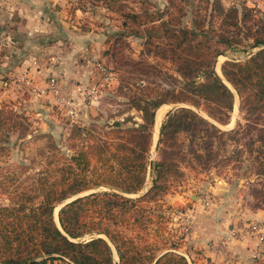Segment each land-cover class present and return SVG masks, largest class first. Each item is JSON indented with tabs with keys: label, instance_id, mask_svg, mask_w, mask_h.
<instances>
[{
	"label": "trees",
	"instance_id": "obj_1",
	"mask_svg": "<svg viewBox=\"0 0 264 264\" xmlns=\"http://www.w3.org/2000/svg\"><path fill=\"white\" fill-rule=\"evenodd\" d=\"M208 1L223 20L216 43L201 39L211 32L201 21L175 29L173 20L162 22L182 52L176 58L178 91L135 93L131 103L142 121L132 125L126 119L73 125L70 155L49 136L47 167L37 175L33 196L18 192L10 204L0 205V264H190L164 234L158 198L185 175L184 168L196 176L234 171L240 180L251 179L253 195L264 198V18L256 27L244 2L227 8L221 0ZM251 35L260 49L244 62L227 60L221 76L215 68L224 53L219 45L243 44ZM237 99L242 119L227 129ZM170 103L183 105L167 113L159 159L150 163L157 111ZM150 166L152 187L133 197L145 188ZM101 187L109 190L88 193ZM149 224L155 245H162L158 250L145 244Z\"/></svg>",
	"mask_w": 264,
	"mask_h": 264
},
{
	"label": "rangeland",
	"instance_id": "obj_2",
	"mask_svg": "<svg viewBox=\"0 0 264 264\" xmlns=\"http://www.w3.org/2000/svg\"><path fill=\"white\" fill-rule=\"evenodd\" d=\"M221 1L227 8L244 2L252 10L256 27L264 18V0ZM72 3L67 9L69 18L68 24H63L64 32L61 29L56 34L59 39L47 40L42 57L26 58L30 45L13 40L9 30L0 31L6 40L0 51V108H4L0 118L5 119L0 120V205L10 204L18 192L33 196L37 175L47 167L49 136L70 155L67 137L73 125L103 126L105 122L125 119L126 125H132L133 120L141 122V113L131 103L135 93L143 94L147 88L175 92L180 89L182 78L176 58L182 52L176 49L175 39L165 33L164 20H173L174 29L191 28L201 21L211 31L201 39L213 43L223 22L222 15L212 9L208 0ZM181 6L184 11H180ZM253 36L245 38L243 44L219 45L224 53L217 57L215 68L221 76L227 60L244 62L260 49L252 45ZM59 40L72 46L70 55ZM99 64L108 67L112 79L102 75ZM52 79L58 85V93L51 86ZM182 105L170 103L161 107L165 112L159 129L156 116L150 163L159 159L155 144L167 113ZM239 119L242 114L237 99L226 128H233ZM183 170L185 175L158 197L166 216L164 234L177 243L176 251L190 264H264V203L258 205L264 198L253 195L252 180H240L234 171L211 170L196 176L187 168ZM153 177L150 166L145 188L133 197L148 192ZM105 190L109 188L88 193ZM39 200L33 198L32 202ZM144 234L148 237L145 244L155 250L162 247L154 243L153 224Z\"/></svg>",
	"mask_w": 264,
	"mask_h": 264
},
{
	"label": "crops",
	"instance_id": "obj_3",
	"mask_svg": "<svg viewBox=\"0 0 264 264\" xmlns=\"http://www.w3.org/2000/svg\"><path fill=\"white\" fill-rule=\"evenodd\" d=\"M73 1L0 0V31L9 30V36L13 40L30 45V53L26 58L42 57L44 49L47 50V40L59 39L56 34L63 29V24H68L67 9L72 6ZM77 11L81 12L79 9ZM59 41L65 44V53L69 54L72 46L68 47L64 40Z\"/></svg>",
	"mask_w": 264,
	"mask_h": 264
},
{
	"label": "built area",
	"instance_id": "obj_4",
	"mask_svg": "<svg viewBox=\"0 0 264 264\" xmlns=\"http://www.w3.org/2000/svg\"><path fill=\"white\" fill-rule=\"evenodd\" d=\"M5 41L6 40L4 39V37L0 36V51ZM99 69L101 70V73L103 76H105V78H111V79L113 78V74L109 71L108 67L105 64H99ZM51 86L53 87L55 93L59 92L58 85L55 79H52Z\"/></svg>",
	"mask_w": 264,
	"mask_h": 264
},
{
	"label": "bare ground",
	"instance_id": "obj_5",
	"mask_svg": "<svg viewBox=\"0 0 264 264\" xmlns=\"http://www.w3.org/2000/svg\"><path fill=\"white\" fill-rule=\"evenodd\" d=\"M164 108H165V106H164ZM165 111H163V108H161V109H159V111L157 112V122H156V127L158 128L159 127V125H160V122H161V119H162V117H163V113H164ZM159 129V128H158ZM159 131V130H158ZM157 134H158V132H157ZM156 134V135H157ZM158 136V135H157ZM157 136H155V137H157Z\"/></svg>",
	"mask_w": 264,
	"mask_h": 264
},
{
	"label": "water",
	"instance_id": "obj_6",
	"mask_svg": "<svg viewBox=\"0 0 264 264\" xmlns=\"http://www.w3.org/2000/svg\"><path fill=\"white\" fill-rule=\"evenodd\" d=\"M157 139H158V140H156L157 142H156V144H155V151H157V149H158L159 136L157 137ZM76 197H78V196H76ZM72 199H74V198H72ZM68 201H71V199L68 200ZM68 201H67V202H68ZM67 202H64V204L67 203ZM64 204H62V206H63ZM29 263H31V262H27V264H29Z\"/></svg>",
	"mask_w": 264,
	"mask_h": 264
}]
</instances>
